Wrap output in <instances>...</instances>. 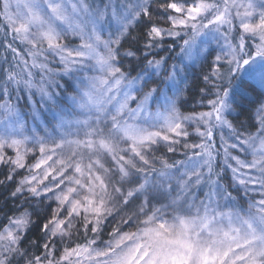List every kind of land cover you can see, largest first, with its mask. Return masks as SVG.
Wrapping results in <instances>:
<instances>
[{"label": "snow or ice", "instance_id": "1", "mask_svg": "<svg viewBox=\"0 0 264 264\" xmlns=\"http://www.w3.org/2000/svg\"><path fill=\"white\" fill-rule=\"evenodd\" d=\"M0 264H264V0H0Z\"/></svg>", "mask_w": 264, "mask_h": 264}]
</instances>
